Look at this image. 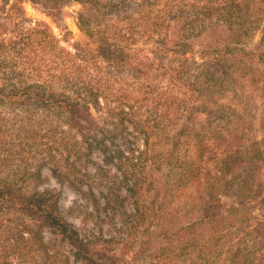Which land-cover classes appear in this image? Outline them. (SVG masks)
<instances>
[{
    "label": "trees",
    "instance_id": "obj_1",
    "mask_svg": "<svg viewBox=\"0 0 264 264\" xmlns=\"http://www.w3.org/2000/svg\"><path fill=\"white\" fill-rule=\"evenodd\" d=\"M10 1L0 2V51L21 44L18 55L23 65L31 64L29 53L37 57H44L45 53L49 56L47 68L53 85L49 89L39 83L8 92L2 89V102L9 103L12 110L34 105L36 110L56 112L68 128L61 134L63 142L69 141L71 133L84 143V151L91 155L99 150L105 162L125 158V154L130 157L125 160H138L156 142L152 141L153 136H163L173 129L174 135H166L164 141L170 145L171 155L182 152V158L188 159L193 149L205 154L209 142L219 141L220 176L232 174L224 186L241 194L240 206L256 222L252 232L264 239V183L260 180L264 156L259 144L244 141L237 129L224 138L206 131L213 118L209 108L215 107V114L226 118L232 111L240 114L257 110V99L262 106L257 121L264 125V79L258 78L264 76V51L238 50L241 34L238 28L234 29L238 23L252 25L247 19L252 17V0H31L56 10L71 2L84 4L77 16L82 40L73 53L58 50L47 34V24H27L21 0ZM261 14L258 10L255 17ZM219 30L221 34L231 31L233 41L225 46L222 55L214 53V61L197 64L194 60L188 64L195 69L191 71L185 62L191 44L202 38L211 39L212 32ZM263 43L264 37L258 45ZM213 44L220 46L221 41L201 43L203 59L213 54ZM223 96L227 104L222 103ZM203 114L209 119L199 129L196 122ZM120 143L125 147L121 148ZM110 149H114L113 154ZM163 154L160 152L159 158ZM178 160L171 166L177 165ZM190 176L199 183L204 181L202 175ZM136 186L137 183L132 184L130 190ZM47 194L27 193L12 184L0 185V228L5 224L12 230L10 238L16 239L11 245L13 251L18 241L26 240L23 234L29 231L30 224L36 228L34 236L39 237L44 229L60 235L76 259L87 264H117L128 255L129 249L114 244L113 239L82 237L56 206L47 204ZM215 198L214 189L200 195L205 206L202 219L211 218L210 202ZM21 218L27 220L22 228H12L11 222ZM250 222L246 221L245 230L251 229ZM154 239L149 236L143 246ZM96 240H103V244L98 245ZM187 248L163 252L164 264H186L182 259ZM252 248V252L258 248V263H253L252 252L242 242L227 251L225 261L264 264V242L259 241ZM55 257L47 252L41 264H55ZM0 264L13 263L5 258Z\"/></svg>",
    "mask_w": 264,
    "mask_h": 264
},
{
    "label": "rangeland",
    "instance_id": "obj_2",
    "mask_svg": "<svg viewBox=\"0 0 264 264\" xmlns=\"http://www.w3.org/2000/svg\"><path fill=\"white\" fill-rule=\"evenodd\" d=\"M5 1L0 0L1 4ZM20 2L29 26L36 22L47 24V34L53 38L58 50L76 51V45L82 40L77 16L83 11L84 4L71 2L56 10L40 1ZM251 10L252 17L247 19L253 22L252 25L238 23L234 26L241 34L237 47L242 52L254 48L255 52L264 51V43L258 45L264 37V1L252 0ZM258 10L262 12L259 18L255 17ZM221 33V30L214 31L211 39L202 38L192 43V50H188L186 56L187 65L194 60L197 64L203 60L212 62L214 53L222 55L225 46L233 41V34L231 31ZM211 41L219 44L221 41V45L213 44L210 49L213 54H207L203 59L200 45ZM21 47L19 44L15 49L0 51V90L8 92L18 87L20 90L37 83L51 88L53 83L47 68L49 56L44 53V57H37L29 53L31 64L23 65L18 55ZM188 67L195 72L193 66ZM258 78L263 80L264 76ZM2 101L0 185L12 184L27 193L48 192L47 204L56 206L82 237L113 239L114 244L119 243L120 247L129 249L128 255L117 264H164L163 252L169 254L175 248L181 250L187 246L182 259L186 264H213L215 261L216 264H229L225 261L227 251L238 243L247 244L248 251H251L255 250L252 248L255 243L264 242L263 237L259 238L252 232L256 222L249 219L246 210L240 206L241 194L234 193L230 186H224L232 174L220 176L222 156L217 147L219 141L209 142L205 154L193 149L188 159L182 158V152L171 155L168 152L170 145L164 141L166 135H174L176 129H173L163 136H153L152 141L156 142L148 150L141 146L145 150L138 160H125L130 158L125 154V158L116 157L105 162L99 150H94L91 155L84 151V143L78 137H72L71 133L69 141L63 142L61 134L68 128L60 119L63 117H58L56 112L43 108L36 110L34 105L12 110L9 103ZM222 103H228L225 96ZM256 103L257 110L240 114L232 111L226 118L216 115L215 107L209 108L213 110V118L210 125L207 123V133L212 131L215 136L220 134V138H224L237 129L244 141L257 142L264 156V125L257 121L262 106L260 100L257 99ZM208 119L207 115H199L196 127L201 129ZM120 146L125 147L123 143ZM113 151L110 149L111 154ZM163 151V158H159ZM135 156L138 157V152ZM176 158H179L177 165L171 166ZM191 174L202 175L204 181H194ZM260 180L264 183V166ZM134 183L137 186L130 190ZM209 189H214L216 198L210 202L211 218L202 219L205 206H202L200 195ZM247 220L251 221L249 230L244 229ZM26 221L17 219L11 222V227L21 229ZM28 225L29 231L23 234L26 240L18 241L15 251L11 246L16 240L10 238L12 230L5 224L0 228V261L7 258L13 264H41L48 252L56 256L55 264H87L76 259L74 251L60 235L44 229L38 233L39 237L34 236L36 228ZM149 236L155 239L144 247L143 241ZM96 243L102 245L103 240H96ZM257 252L251 254L253 263H258Z\"/></svg>",
    "mask_w": 264,
    "mask_h": 264
}]
</instances>
